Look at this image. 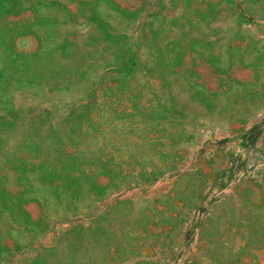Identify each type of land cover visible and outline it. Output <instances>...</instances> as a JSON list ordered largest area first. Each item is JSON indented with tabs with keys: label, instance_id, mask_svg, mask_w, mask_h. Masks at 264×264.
Returning a JSON list of instances; mask_svg holds the SVG:
<instances>
[{
	"label": "rangeland",
	"instance_id": "374dc122",
	"mask_svg": "<svg viewBox=\"0 0 264 264\" xmlns=\"http://www.w3.org/2000/svg\"><path fill=\"white\" fill-rule=\"evenodd\" d=\"M0 264H264V0H0Z\"/></svg>",
	"mask_w": 264,
	"mask_h": 264
}]
</instances>
